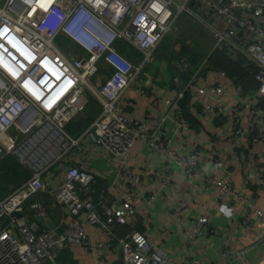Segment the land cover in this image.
Instances as JSON below:
<instances>
[{
  "label": "built area",
  "instance_id": "obj_1",
  "mask_svg": "<svg viewBox=\"0 0 264 264\" xmlns=\"http://www.w3.org/2000/svg\"><path fill=\"white\" fill-rule=\"evenodd\" d=\"M181 14L201 22L213 41L211 49L224 48L230 57L254 68L257 88L250 92L251 98H246L248 93L235 85V98L226 104L227 87L216 80L224 74L215 72L212 73L215 80L203 81L198 75L205 64L203 59L187 80L182 81L178 75L171 78L176 87L172 95L151 98L149 114L141 119L126 114L118 106L119 99L131 88L139 95L145 94L143 86L134 82L144 66L154 62L156 47L165 35L173 32ZM60 35L69 45L63 51L55 45ZM116 40H123L137 50L141 55L139 61H131L120 53ZM4 60L20 67V72L7 70L2 65ZM186 61L181 57V62ZM100 63L121 76L123 82L105 90L93 86L89 78L97 73ZM46 64L58 72H52ZM29 65L36 72L29 70L20 79L22 68ZM40 75L48 78L47 84L38 81ZM28 78L43 88L40 97L24 84ZM52 92L51 100L45 103ZM184 94L189 96V112L203 121L218 120L231 142L259 147L254 170L257 186L264 190V0H3L0 5V158L4 153L15 154L31 173L0 198V264H57L58 249L66 245H88V227L100 226L109 231L112 225L131 223L141 176L124 162L114 172V179L123 183L122 193L102 213L89 197L94 187L86 160L66 167L61 182L53 183L49 178V169L61 162L81 137L120 159L127 157L136 141L143 142L147 149H159L164 167L158 173V185L146 198L147 203L161 194L178 173L214 189L217 203L233 194L235 201L244 203L243 215L257 223L264 222V210L233 191L228 169L223 178L208 174L200 162L201 150L186 148L182 137L189 132L191 124L179 107ZM90 97L99 102L101 111L80 137L74 138L64 127L85 110ZM155 111L158 113L153 114ZM170 121L174 125L172 130L166 126ZM27 132L29 135L20 144L12 143L19 134ZM55 156L50 165L46 164ZM38 192L48 193L68 215L60 233H55L46 222L45 228L38 232L31 228L26 203ZM178 205L184 207L186 203L179 201ZM28 208L33 219L45 221L47 208L43 202L31 201ZM245 223L241 224L245 226ZM208 225L207 214L191 221L189 238L194 245ZM161 232L168 230L163 226ZM111 238V243H119L125 264H172L162 247L141 232L132 230L122 239ZM222 252L228 259L236 256V264H247L243 250L232 253V241L228 237L222 239ZM193 263L200 261L196 259Z\"/></svg>",
  "mask_w": 264,
  "mask_h": 264
},
{
  "label": "crops",
  "instance_id": "obj_2",
  "mask_svg": "<svg viewBox=\"0 0 264 264\" xmlns=\"http://www.w3.org/2000/svg\"><path fill=\"white\" fill-rule=\"evenodd\" d=\"M171 78L169 70L158 63L149 70L141 71L134 83L142 85L145 94L139 95L134 89H128L118 101L119 108L132 117L143 118L151 112L150 100L153 96L161 99L172 95L176 90ZM202 80L213 81L215 77L210 75ZM216 80L225 83L228 90L225 101L229 104L235 98L233 93L235 85L225 76ZM45 81V77L40 76L42 85ZM35 85L41 87L37 83ZM250 92H246L248 93L246 98H251ZM91 102L89 100L86 107ZM98 107V110L91 114H86V111L79 113L65 125L64 129H67L74 138L80 137L100 113V104ZM156 113L158 111L153 114ZM195 117L196 124L182 137L186 148L201 150L200 162L206 173L223 178L225 169H228L231 172L228 177L232 182L233 191L264 210V190L257 186V173L254 170L259 147L231 142L227 133L220 129L221 123L218 120L203 121L199 116ZM73 123L78 124L74 129L70 128ZM242 123L245 124V121ZM166 126L168 130L174 128L172 121ZM81 160L88 162V171L93 175L94 192L89 197L96 203L99 213L122 193L123 183L114 179L117 166L124 162L139 173L141 183L136 189L137 199L134 201L136 213L131 223L124 226L112 225L109 231L100 226L88 227V245H66L58 249L57 264H125L119 243L117 241L111 243L110 240L111 237L122 239L132 230L145 234L162 247L172 264H194L196 259L200 264H236L238 260L236 256L228 259L223 255L224 237L231 239L232 253L244 251L247 264H264V222L257 223L254 218L243 215L244 203L235 201L233 194L225 197L223 202L217 203V192L214 189L205 188L195 178L175 173L171 184L152 202H146L150 192L158 185V173L164 167V157L159 149H147L143 142L136 141L127 157L120 159L81 137L78 144L71 147L62 157L61 163H56L55 171H48L49 178L53 183L61 182L65 168L76 165ZM12 190L14 188L3 196ZM34 200L46 205L45 221L31 217L28 203ZM179 201H185L186 205L180 207ZM26 208L30 216L29 224L32 223L38 231L45 228L46 222L45 224L55 233H60L64 221L68 219L65 211L46 192H38L31 196ZM202 214H207L209 225L201 239L194 245L189 238L191 221ZM243 221L246 222L245 226L241 224ZM163 226L168 230L167 233L161 232ZM98 243L102 245L98 247Z\"/></svg>",
  "mask_w": 264,
  "mask_h": 264
},
{
  "label": "trees",
  "instance_id": "obj_3",
  "mask_svg": "<svg viewBox=\"0 0 264 264\" xmlns=\"http://www.w3.org/2000/svg\"><path fill=\"white\" fill-rule=\"evenodd\" d=\"M56 40L62 45L63 49L69 46L68 41L61 35L58 36ZM115 46L120 53L125 55L131 61H135L141 57L137 50L123 40H116ZM177 46L178 48L176 51L169 54V56L177 58L176 60H179L180 64L175 63L177 66L172 65L170 62L171 59L166 64V68L169 70L172 77L178 75L182 81L187 80V78L198 69L203 59H205V64L202 65L198 71V75L202 78L209 77L212 73L220 71L226 78L231 80L234 85L240 86L244 92H250L257 88L258 83L253 78L254 68L245 67L242 60L230 57L224 48H213L210 49L207 54L202 55L198 50L194 49V47L185 45L184 43H178ZM158 47L159 45L156 49H158ZM181 57L186 58V63L181 62ZM92 80L96 85V88L102 90H105V88H111L113 85L118 86L123 82L121 76L117 75L111 68L106 67L101 63L99 64L97 73L92 76ZM188 97V94H184L179 107L181 112L190 121L191 126L194 127L196 124V117L190 113L187 108ZM89 100L92 102L85 108L84 111H86V114L96 112L99 108V103L95 99L90 97ZM77 125L78 124L73 123L70 128L74 129ZM68 130L71 132V129L68 128ZM65 132L68 133L67 129ZM20 167L21 165L17 158L10 153H4L0 158V170L3 172V179H20V184L23 183L28 177H25L23 172L19 170Z\"/></svg>",
  "mask_w": 264,
  "mask_h": 264
},
{
  "label": "rangeland",
  "instance_id": "obj_4",
  "mask_svg": "<svg viewBox=\"0 0 264 264\" xmlns=\"http://www.w3.org/2000/svg\"><path fill=\"white\" fill-rule=\"evenodd\" d=\"M2 3H3V0H0V5H2ZM178 43H180V44L184 43L185 45H189L191 47H194V49L198 50L202 55L207 54L213 46V41L210 38L209 32L201 24V22H199L197 19H194L190 15L181 14L177 17L176 27L173 30V32L171 34L165 35V37L159 43L158 49H156L154 51L153 58H152L154 62L152 64L155 65L156 63H158V64L163 66V65L167 64L168 61H170V59H171L170 62L172 63V65L177 66V65H175V63L180 64V61L176 60L177 58L169 56V54L176 51V49L178 48V46H177ZM55 45L60 50L63 51V47L59 42L55 41ZM135 61L138 62L139 59H136ZM153 65L146 64L144 69L142 70V72L149 70ZM22 70H23L22 74L19 77L20 79H23L24 76H27V73H30L29 70H31L32 73L35 72L30 67V65L27 66L26 68H22ZM42 71H44L45 75L48 76V73L45 70H42ZM39 80H40V76L38 77V81ZM89 81H90V83H92L93 86L96 87V85L93 83L92 77L89 78ZM37 103H39V102H37ZM65 130L66 129H64V131ZM29 133L30 132L19 134L20 135V136H18L19 138L17 140L13 141L12 143H14V144L16 143L17 145L20 144V142L22 140H24V138H26L29 135ZM20 149H22V148H20ZM58 151H59V153L62 152L61 150H58ZM57 152H56V154H57ZM13 156H15L17 158V160L19 161V163L22 167V168L20 167L19 170L23 172L25 177H29L31 172H30V170H28L29 168L27 167V165L22 163L20 158H18L15 154ZM55 158H56V156L52 160L48 161L46 164L50 165L54 161ZM60 163H58V164H60ZM55 165L49 169V172L55 171V169H56ZM2 174H3V172L0 170V198H2L1 196L6 194L7 192H9L11 189L17 188L21 182V181H19L20 179H14V180L3 179Z\"/></svg>",
  "mask_w": 264,
  "mask_h": 264
},
{
  "label": "bare ground",
  "instance_id": "obj_5",
  "mask_svg": "<svg viewBox=\"0 0 264 264\" xmlns=\"http://www.w3.org/2000/svg\"><path fill=\"white\" fill-rule=\"evenodd\" d=\"M2 65L4 67L7 68V70H9L11 73H14V74H17L18 72H20V69H18V67L15 65V64H12L10 62H7L6 60L2 61ZM46 66L51 69L52 72L56 73L58 72V70L54 67H52L51 65L49 64H46ZM41 76V75H40ZM46 81H45V84L48 83V78L46 76H44ZM40 81V80H39ZM24 84L30 89V91L34 94V95H37V96H41L43 94V88L42 87H38L35 85V83H33V81L31 79H27ZM54 92H52L48 97L47 99L44 101L45 103L48 102L49 100H51L52 96H53ZM57 147H55V150H56Z\"/></svg>",
  "mask_w": 264,
  "mask_h": 264
},
{
  "label": "water",
  "instance_id": "obj_6",
  "mask_svg": "<svg viewBox=\"0 0 264 264\" xmlns=\"http://www.w3.org/2000/svg\"><path fill=\"white\" fill-rule=\"evenodd\" d=\"M31 225V228L34 229L36 232H38L37 229H35L34 225H32V223L30 224Z\"/></svg>",
  "mask_w": 264,
  "mask_h": 264
}]
</instances>
